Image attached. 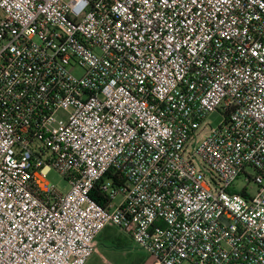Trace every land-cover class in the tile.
Wrapping results in <instances>:
<instances>
[{
	"label": "built area",
	"instance_id": "1",
	"mask_svg": "<svg viewBox=\"0 0 264 264\" xmlns=\"http://www.w3.org/2000/svg\"><path fill=\"white\" fill-rule=\"evenodd\" d=\"M0 12V264H86L107 227L154 264H264V0Z\"/></svg>",
	"mask_w": 264,
	"mask_h": 264
},
{
	"label": "rangeland",
	"instance_id": "2",
	"mask_svg": "<svg viewBox=\"0 0 264 264\" xmlns=\"http://www.w3.org/2000/svg\"><path fill=\"white\" fill-rule=\"evenodd\" d=\"M1 14V12H0ZM76 76H82L83 71L80 68L74 70ZM223 121V116L218 112L210 113L201 123L198 130V136L202 137L211 129L217 128ZM190 146L193 142L189 143ZM248 175L252 174V169L246 170ZM247 176L242 174L234 184L236 191L241 192L245 188L251 193L254 192L255 186L253 184L247 185ZM47 181L54 184L62 193H66L69 189L67 181L54 170L47 176ZM121 197H118L115 202H119ZM112 238L119 239L121 245H114ZM114 235V236H113ZM103 239V241H102ZM154 258L146 251L136 246L132 240L117 228L107 227L102 231L98 237V245L93 253L88 264H154ZM188 264V263H185Z\"/></svg>",
	"mask_w": 264,
	"mask_h": 264
},
{
	"label": "crops",
	"instance_id": "3",
	"mask_svg": "<svg viewBox=\"0 0 264 264\" xmlns=\"http://www.w3.org/2000/svg\"><path fill=\"white\" fill-rule=\"evenodd\" d=\"M101 233H102V232H101ZM101 233H100V234H101ZM100 234H99V235H100ZM113 236H114V235H113ZM98 237H99V236H98ZM113 239L116 240V241H118L119 244L121 243V242L119 241L118 237H117V239H115V238H112V235H111V240H113ZM112 243H113V242H112ZM97 245H98V238H97ZM90 259H91V258H90ZM90 259H89V260H90ZM89 260L87 261L86 264H88ZM97 264H100V263H97Z\"/></svg>",
	"mask_w": 264,
	"mask_h": 264
},
{
	"label": "trees",
	"instance_id": "4",
	"mask_svg": "<svg viewBox=\"0 0 264 264\" xmlns=\"http://www.w3.org/2000/svg\"><path fill=\"white\" fill-rule=\"evenodd\" d=\"M94 196H95V194H94ZM102 241H103V239H102ZM112 241H113V244H114V245H118V244H119V242L116 241V240H114V239H113ZM119 245H121V243H120Z\"/></svg>",
	"mask_w": 264,
	"mask_h": 264
}]
</instances>
